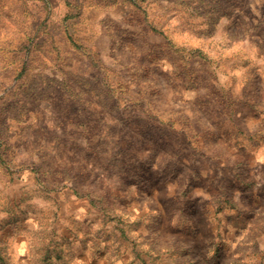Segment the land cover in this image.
<instances>
[{
    "label": "rangeland",
    "instance_id": "1",
    "mask_svg": "<svg viewBox=\"0 0 264 264\" xmlns=\"http://www.w3.org/2000/svg\"><path fill=\"white\" fill-rule=\"evenodd\" d=\"M58 1L19 73L0 0V264H264V0Z\"/></svg>",
    "mask_w": 264,
    "mask_h": 264
},
{
    "label": "trees",
    "instance_id": "2",
    "mask_svg": "<svg viewBox=\"0 0 264 264\" xmlns=\"http://www.w3.org/2000/svg\"><path fill=\"white\" fill-rule=\"evenodd\" d=\"M20 1V11L18 21H14L19 27V34L22 38L17 45L18 51H24L22 58L17 60L20 65L18 71H25L29 60V51L32 47L40 50L44 44L48 35H53V24L49 22L50 12H53L58 16V10L60 7L70 5L65 3L60 4V1L56 0H17ZM20 69V70H19ZM18 73V72H17Z\"/></svg>",
    "mask_w": 264,
    "mask_h": 264
}]
</instances>
